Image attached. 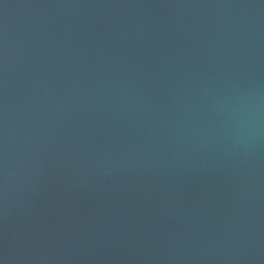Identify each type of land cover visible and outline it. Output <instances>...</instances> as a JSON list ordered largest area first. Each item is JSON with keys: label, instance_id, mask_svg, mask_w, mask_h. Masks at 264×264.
<instances>
[{"label": "water", "instance_id": "water-1", "mask_svg": "<svg viewBox=\"0 0 264 264\" xmlns=\"http://www.w3.org/2000/svg\"><path fill=\"white\" fill-rule=\"evenodd\" d=\"M0 264H264V0H0Z\"/></svg>", "mask_w": 264, "mask_h": 264}]
</instances>
